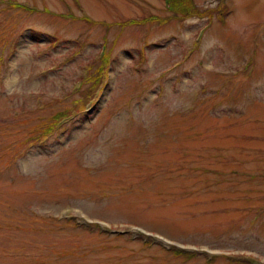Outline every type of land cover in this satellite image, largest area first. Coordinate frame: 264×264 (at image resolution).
<instances>
[{"label": "rangeland", "instance_id": "obj_1", "mask_svg": "<svg viewBox=\"0 0 264 264\" xmlns=\"http://www.w3.org/2000/svg\"><path fill=\"white\" fill-rule=\"evenodd\" d=\"M190 2L0 0V264H264V0Z\"/></svg>", "mask_w": 264, "mask_h": 264}, {"label": "trees", "instance_id": "obj_2", "mask_svg": "<svg viewBox=\"0 0 264 264\" xmlns=\"http://www.w3.org/2000/svg\"><path fill=\"white\" fill-rule=\"evenodd\" d=\"M167 2H169V6L171 7V9L173 11H175L179 16H182V15H185V14H182L185 12L188 11V13H191V9L194 8V5L193 3L191 4L190 0H167ZM19 4H15L13 5L14 7H17ZM25 8V7H23ZM181 12V13H180ZM141 22H144L146 21L145 19H142L140 20ZM143 53V52H142ZM103 63L97 67L95 69V72L93 75L87 77L85 79L86 82L90 83L91 84V87H95L97 85H99L102 81L104 82V78H102L103 76ZM76 101H74L73 103H75ZM77 103V102H76ZM68 111V108H65L64 110H61L59 111L60 113L62 112H66ZM68 115V114H67ZM53 119L55 120L54 116H53ZM57 122H54V123H50V124H47V127H43V130L44 131H47L49 130L52 126L55 127ZM173 253H179L181 254L180 252H177V251H174Z\"/></svg>", "mask_w": 264, "mask_h": 264}]
</instances>
